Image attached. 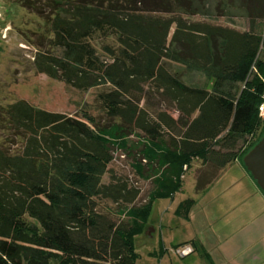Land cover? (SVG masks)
Here are the masks:
<instances>
[{"label":"trees","instance_id":"obj_1","mask_svg":"<svg viewBox=\"0 0 264 264\" xmlns=\"http://www.w3.org/2000/svg\"><path fill=\"white\" fill-rule=\"evenodd\" d=\"M205 1L19 0L50 35L39 39L33 69L78 91L105 88L107 129L143 139L162 175L135 207L141 191L111 172L113 152L92 116L26 101L0 107V264H135L153 201L180 191L195 159L215 170L197 194L228 166L245 169L264 137V33L255 32L264 0H242L247 31L194 19ZM95 37L115 46L100 53ZM169 63L213 79L212 89L189 86ZM100 201L129 208V221L99 211Z\"/></svg>","mask_w":264,"mask_h":264},{"label":"rangeland","instance_id":"obj_2","mask_svg":"<svg viewBox=\"0 0 264 264\" xmlns=\"http://www.w3.org/2000/svg\"><path fill=\"white\" fill-rule=\"evenodd\" d=\"M247 8L242 0H206L201 6V15L194 19L247 31ZM0 23V107L26 101L48 112L79 118L86 113L92 116L103 129L113 152L111 172L140 189L135 207L145 205L149 195L157 189L162 169L143 154L146 147L143 139L137 135L122 137L107 129L110 123L98 101V95L105 88L78 91L33 69L37 44L42 36L48 37V28L43 18L23 8L19 0H0ZM255 32L264 33V19L257 23ZM92 43L100 53L106 44L115 46L112 38L95 37ZM167 66L189 86L206 90L213 87L211 78L177 64ZM237 173L238 170L230 173L232 181L225 188L238 179ZM213 175L215 170L211 166H204L195 159L182 177V189L171 197L153 201L148 229L135 238V264H264V221L260 219H264V206L254 196L249 197V192L238 193V187L233 192H224L219 184L210 192L197 194L198 184ZM103 181L107 184L109 175ZM188 200L193 202L185 212L181 205ZM128 210L108 201L99 202V211L118 222L129 221ZM192 242L198 244L200 250L186 258L175 254L176 246L193 247ZM255 256L263 260L256 262Z\"/></svg>","mask_w":264,"mask_h":264},{"label":"crops","instance_id":"obj_3","mask_svg":"<svg viewBox=\"0 0 264 264\" xmlns=\"http://www.w3.org/2000/svg\"><path fill=\"white\" fill-rule=\"evenodd\" d=\"M234 168H237V169H234ZM233 170H238L239 177H238V179H235V182H233V184H229V186H227L225 188V185H227L228 182L232 181V180H230L232 178V175L230 173ZM233 181H234V179H233ZM217 185L223 186V188H224L223 191L224 192H227V191H230V190H232V192H233V189L238 187V189H236V191H238V193H241V192H244V191L245 192H249V194H250V195H248L249 197L254 196L256 199L261 201L262 205L264 206V201H263L264 200V195H263L262 191L258 188V186L254 182V180L252 179L250 174L243 168V166L240 163H235V164H232V165L228 166L225 170H223L217 176V178L211 183V185L208 186L206 188V190L203 191L201 194H204V193L212 191L214 189L213 187H216ZM260 219L264 221V219H262V218H260ZM151 228L153 229V227H151ZM179 245H181V244H179ZM254 260L256 262L257 261H262L263 258H261L259 256H255Z\"/></svg>","mask_w":264,"mask_h":264},{"label":"water","instance_id":"obj_4","mask_svg":"<svg viewBox=\"0 0 264 264\" xmlns=\"http://www.w3.org/2000/svg\"><path fill=\"white\" fill-rule=\"evenodd\" d=\"M243 165L264 194V137L244 157Z\"/></svg>","mask_w":264,"mask_h":264},{"label":"built area","instance_id":"obj_5","mask_svg":"<svg viewBox=\"0 0 264 264\" xmlns=\"http://www.w3.org/2000/svg\"><path fill=\"white\" fill-rule=\"evenodd\" d=\"M259 117L264 120V101L259 106ZM175 254L181 258H186L193 254V248L189 245L180 246L175 250Z\"/></svg>","mask_w":264,"mask_h":264}]
</instances>
